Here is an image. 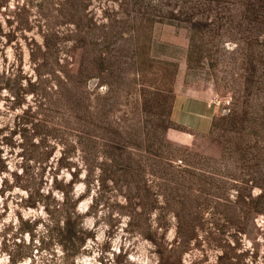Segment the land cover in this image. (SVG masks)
Listing matches in <instances>:
<instances>
[{"label": "rangeland", "instance_id": "374dc122", "mask_svg": "<svg viewBox=\"0 0 264 264\" xmlns=\"http://www.w3.org/2000/svg\"><path fill=\"white\" fill-rule=\"evenodd\" d=\"M0 264H264V0H0Z\"/></svg>", "mask_w": 264, "mask_h": 264}, {"label": "crops", "instance_id": "0c3cea01", "mask_svg": "<svg viewBox=\"0 0 264 264\" xmlns=\"http://www.w3.org/2000/svg\"><path fill=\"white\" fill-rule=\"evenodd\" d=\"M206 109L204 110V112H197V111H192L190 112V110H182V116H181V120L184 121V123L186 122L185 125H188L190 127H200V126H204L206 124Z\"/></svg>", "mask_w": 264, "mask_h": 264}]
</instances>
